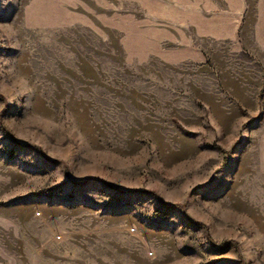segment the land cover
I'll use <instances>...</instances> for the list:
<instances>
[{
    "label": "rangeland",
    "instance_id": "rangeland-1",
    "mask_svg": "<svg viewBox=\"0 0 264 264\" xmlns=\"http://www.w3.org/2000/svg\"><path fill=\"white\" fill-rule=\"evenodd\" d=\"M150 12L0 0V264H264L259 46L171 56Z\"/></svg>",
    "mask_w": 264,
    "mask_h": 264
},
{
    "label": "crops",
    "instance_id": "crops-1",
    "mask_svg": "<svg viewBox=\"0 0 264 264\" xmlns=\"http://www.w3.org/2000/svg\"><path fill=\"white\" fill-rule=\"evenodd\" d=\"M147 3L148 10L152 7L148 24L163 28L162 41H169V55L177 56V51H182L185 58L197 59L213 44L251 50L256 46L248 43L253 42L259 46V52L253 54L264 64V0H147Z\"/></svg>",
    "mask_w": 264,
    "mask_h": 264
}]
</instances>
